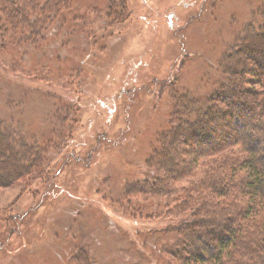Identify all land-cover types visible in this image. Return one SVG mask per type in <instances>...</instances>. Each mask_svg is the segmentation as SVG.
<instances>
[{
  "label": "rangeland",
  "instance_id": "374dc122",
  "mask_svg": "<svg viewBox=\"0 0 264 264\" xmlns=\"http://www.w3.org/2000/svg\"><path fill=\"white\" fill-rule=\"evenodd\" d=\"M83 1L76 0L75 6L86 14L92 8ZM127 2V18L110 28L102 27L99 19L92 26L86 19V26L75 22L82 43L92 41L90 48L78 53L67 44L64 48L72 59L62 66V77L51 81L61 96L75 103L76 121L66 131L75 141L53 155L52 171L0 187L4 242L0 243V264H73L75 251L81 248L88 250L92 264H168L171 260L165 242L157 236L171 232L164 226L175 211L166 208L171 201L165 207L161 196L149 189L146 160L157 136L167 129L176 101L184 104L186 95H200L204 101L198 107L215 106V95L225 85L243 81L240 73L233 79L235 69L224 71L223 60L243 49L237 47L243 37L264 32V0H221L216 5V0ZM89 17L96 16L90 13ZM1 57V75L14 91L49 89L47 82L38 79L40 56L33 47L9 48ZM55 65L59 69L55 60L50 61L51 73ZM225 79L234 81L227 84ZM9 90L0 87V107L13 96ZM36 100L44 104L22 106L16 118L23 126L18 131L37 135L38 140L51 132L47 116L53 106L41 97ZM192 107H185L187 113ZM229 146L201 156L193 173L196 180L204 179L215 160L228 154ZM10 153L0 144L2 163L8 162ZM141 208L151 211L155 222L141 219L144 213L137 211ZM209 239L215 243L212 236Z\"/></svg>",
  "mask_w": 264,
  "mask_h": 264
},
{
  "label": "trees",
  "instance_id": "16d2710c",
  "mask_svg": "<svg viewBox=\"0 0 264 264\" xmlns=\"http://www.w3.org/2000/svg\"><path fill=\"white\" fill-rule=\"evenodd\" d=\"M75 1L0 0V58L9 48L33 47L34 53L40 56L38 79L49 85V89L37 86L14 91V86L0 72V87H10L13 95L0 107V144L11 151L6 164L0 159L4 167H0V187L18 185L32 174L38 178L46 169L52 171L53 155L63 145L66 148L75 141L66 132L76 121L75 103L61 96L58 87L51 84L54 78L62 77V66L72 59L64 47L71 44L72 50L79 53L78 49L87 51L92 43L88 40L82 43L79 25L75 22L80 20L82 26H86V19L92 26L94 19H99L102 27L110 28L127 18V0H84L92 8L86 14L75 6ZM219 2L221 0H216L215 5ZM261 11L264 15V5ZM90 13L96 17L90 18ZM262 25L264 27V21ZM88 31L89 28L87 38ZM97 31L99 36L101 29ZM258 34L243 37L244 41L237 46L243 49L223 60L224 71L235 69L233 79L240 73L244 75L243 81L239 79L231 84L233 79H225L231 86L225 85L224 90L215 95L218 99L215 106L206 103L198 107L197 104L204 101L200 95H186L184 104L176 101L171 107L167 129L157 136L156 145L146 160L151 170L147 169L149 189L161 196L165 207L171 201V206L166 208L175 211L170 213L164 226L171 232L165 237L164 233L159 236L166 239L157 236L166 244L171 258L168 264H264V32ZM55 40L60 42L54 43ZM53 60L59 69L55 65L51 73L48 65ZM250 62L253 65L248 68ZM248 86H252V90ZM251 95L257 97L256 100ZM40 97L49 101L53 111L47 116L51 132L37 140V135L33 137L18 131L23 126L16 117L24 105L44 104H38L36 99ZM190 104L193 109L187 113L185 107ZM172 122H175L173 126ZM126 135L127 132L124 140ZM228 145V154L215 160L213 169L204 179L196 180L193 173L201 156L216 154ZM163 153H167L165 158L158 157ZM188 178L193 180L183 183ZM137 211L144 213L141 219L155 222L151 211L145 208ZM200 226L204 232L199 231ZM0 243H4L2 238ZM58 249L61 253L59 246ZM75 252L77 257L73 264H92L88 250L81 248Z\"/></svg>",
  "mask_w": 264,
  "mask_h": 264
}]
</instances>
